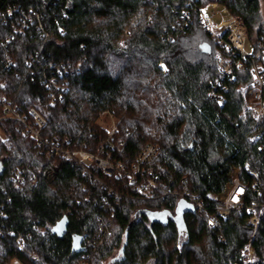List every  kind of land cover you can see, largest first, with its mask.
Returning <instances> with one entry per match:
<instances>
[{
	"label": "trees",
	"instance_id": "obj_1",
	"mask_svg": "<svg viewBox=\"0 0 264 264\" xmlns=\"http://www.w3.org/2000/svg\"><path fill=\"white\" fill-rule=\"evenodd\" d=\"M214 1L249 37L263 33L264 0H0V98L33 123L30 109L39 113L42 138L123 164L106 173L67 161L61 188L45 189L48 144L0 118V264H245L251 239L264 264V150L250 140L264 122L248 108L250 66L232 81L218 68L220 49L198 13ZM109 109L119 121L107 138L95 121ZM149 145L159 151L137 170ZM235 168L245 182L256 172L262 195L250 187L254 212L211 227L219 203L208 194L223 192ZM166 191H188L204 209Z\"/></svg>",
	"mask_w": 264,
	"mask_h": 264
},
{
	"label": "built area",
	"instance_id": "obj_2",
	"mask_svg": "<svg viewBox=\"0 0 264 264\" xmlns=\"http://www.w3.org/2000/svg\"><path fill=\"white\" fill-rule=\"evenodd\" d=\"M198 13L202 26L206 31H208L216 47L220 49V52L216 57V62L223 78H227L232 81L234 80L238 70H246L247 67L250 66L251 80L247 89V92L250 95L248 108L252 111L255 118L261 119L264 122V22L262 23L263 33L259 37L255 36L251 40L249 39L248 30L243 19L240 16L232 14L227 6L221 2L214 1L203 5L198 9ZM247 46H251L252 51H249ZM3 47L7 48V44H3ZM11 63L12 61L9 58L8 64ZM219 85L226 89L225 85L220 83ZM209 94L213 96L214 91H210ZM0 102L3 105L4 111V114L0 118L17 120L22 124L26 133H30L37 139L39 146L48 144L51 151L53 153L60 152V156L64 157L66 162L70 160L81 165H88L89 163L96 161L97 165L102 167L106 173H112L115 168L118 170L123 168V164L121 163L115 166L108 160L102 162L99 157H95V159L92 160L90 159L91 161L86 163L83 155L89 157L88 151L83 149L70 150L69 148L60 145V141L53 143L48 140L44 141L41 136V128L44 127L46 121L39 113H37L34 109H30L29 112L34 117L33 123L28 120L26 115L20 114L14 103L5 96L0 98ZM250 140L252 143L257 144L261 151L264 150V128L261 132L253 134ZM158 151L159 149L157 146H147L141 154L139 163L136 165L137 170L142 162H144L151 155H156ZM78 154L82 157L80 158ZM235 170H238V172L235 173ZM240 173L241 170L235 168L230 174L231 181L223 192H210L208 194L210 199L219 203L216 209V216L209 219L211 227L219 226L221 224V219L227 218L232 212L253 213L254 209L257 207V204H249L247 202V194L251 187L252 191H254L257 196L262 195L259 176L256 172L250 171L254 179L252 182H245L241 179ZM13 178L15 179V185L17 187H21L23 185L24 175L21 170H15ZM33 180L35 181V178H33ZM134 181L135 179L132 178V182ZM152 185H155V181L150 179L146 189L149 191ZM169 194L178 195L179 193L178 191H166V195ZM179 195L188 199L190 205L195 209H204L202 202L196 196L191 195L188 191L182 192ZM259 219L260 218L257 214H253L250 218V222L255 228L258 226ZM101 231L104 233L105 230L103 229ZM18 241L20 245H23L24 240L22 238ZM84 244L89 245L90 240H86ZM247 246L249 256L253 257V239L250 240Z\"/></svg>",
	"mask_w": 264,
	"mask_h": 264
},
{
	"label": "rangeland",
	"instance_id": "obj_3",
	"mask_svg": "<svg viewBox=\"0 0 264 264\" xmlns=\"http://www.w3.org/2000/svg\"><path fill=\"white\" fill-rule=\"evenodd\" d=\"M262 7H263L262 9H263V15H264V2H262ZM253 38L249 37V39H251V40ZM247 49L249 51H252L251 46H247ZM118 121H119V119L116 116L115 112L113 110L109 109V110L100 111L95 123L100 128L105 129L107 132V135H106L107 138H110L117 131ZM0 136L4 138V136L2 134H0ZM43 139H44V141L45 140L47 141L46 138H43ZM153 146H155V145H153ZM48 148L50 149L49 145H48ZM49 149H48L47 155H48V157H50L52 159L53 166L51 167V169L48 170V172L46 173V175L43 177L42 180L46 181L45 185L43 186L45 189L55 191V190L61 188L62 182L64 181V179L68 175L69 168L62 166L63 164L66 163V160L64 157L60 156L61 155L60 152L59 153H56V152L53 153L51 151V149H50V151H49ZM70 150H72V149H70ZM79 150H81V149H79ZM85 151L89 152V157H86V155H83V158H85L86 163H88L92 159H95V157H99V159L102 162L107 161L104 158H102L98 155H95L90 150H85ZM78 156H80V158L82 157L79 154H78ZM68 161H70V160H68ZM93 162H96V161H93ZM61 166H62V168L60 169ZM46 177L48 179H45ZM243 253H244L243 256L245 257V264H256L260 260L259 257L255 254V249H254L253 257L249 256L248 246L245 248ZM32 257H33V260H39L38 255L34 254V255H32ZM11 264H22V263L19 262L18 260H14ZM42 264H46V263H42Z\"/></svg>",
	"mask_w": 264,
	"mask_h": 264
},
{
	"label": "water",
	"instance_id": "obj_4",
	"mask_svg": "<svg viewBox=\"0 0 264 264\" xmlns=\"http://www.w3.org/2000/svg\"><path fill=\"white\" fill-rule=\"evenodd\" d=\"M201 50L204 53H210L211 52V45L209 43H203L201 45ZM188 210L194 211L193 207L191 205H186ZM54 230L58 232L59 234H64L67 230V220L66 218H63L55 227Z\"/></svg>",
	"mask_w": 264,
	"mask_h": 264
},
{
	"label": "snow or ice",
	"instance_id": "obj_5",
	"mask_svg": "<svg viewBox=\"0 0 264 264\" xmlns=\"http://www.w3.org/2000/svg\"><path fill=\"white\" fill-rule=\"evenodd\" d=\"M242 191V190H241Z\"/></svg>",
	"mask_w": 264,
	"mask_h": 264
}]
</instances>
